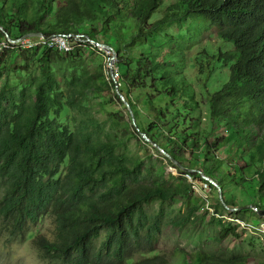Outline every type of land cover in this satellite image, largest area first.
I'll use <instances>...</instances> for the list:
<instances>
[{
	"label": "trees",
	"instance_id": "16d2710c",
	"mask_svg": "<svg viewBox=\"0 0 264 264\" xmlns=\"http://www.w3.org/2000/svg\"><path fill=\"white\" fill-rule=\"evenodd\" d=\"M161 9L162 19L151 22ZM188 19L195 31L217 30L223 45L192 57V32L182 38L166 32L164 45L148 46L165 27ZM35 34L82 35L113 48L120 79L86 68L78 47L69 53V75L59 68L64 54L57 49L27 48L44 64L41 76L18 94L9 89V78L0 90V222L5 229L17 236L53 215L55 238L34 240L52 263L250 264L244 257L203 251L157 254L161 219L147 206L189 191L150 182L143 160L119 153L123 141L98 137L97 120L71 127L68 117L84 112L89 93L101 98L119 86L135 117V137L155 145L180 171L211 179L229 207L255 205L257 210L243 213L259 214L264 210V0H0V41ZM195 68L197 85L190 75ZM122 104V117L132 121ZM225 148L234 150L227 159L218 156ZM228 236L226 231L221 240ZM137 256L142 259L134 261Z\"/></svg>",
	"mask_w": 264,
	"mask_h": 264
},
{
	"label": "rangeland",
	"instance_id": "374dc122",
	"mask_svg": "<svg viewBox=\"0 0 264 264\" xmlns=\"http://www.w3.org/2000/svg\"><path fill=\"white\" fill-rule=\"evenodd\" d=\"M163 15L164 10H159L153 15L151 22L162 19ZM195 29L196 24L193 25L191 19L186 20L181 26H167L162 34H156L148 39V46L164 45L167 40L164 37L166 32L176 38L189 36L188 33L192 32L190 36L192 41L188 48V55L192 57H196L207 48L214 50L223 45L217 37V30L195 31ZM38 38V36H33L28 37L27 40L37 42ZM72 46L73 49L78 47L83 50L84 58L81 63L86 68L91 71L104 70L108 77H112L110 69L113 64L107 54V49L93 50L87 45H76L75 43H72ZM27 48L30 47L17 46L14 50L3 52L5 54L0 53V61H2L0 63L2 71L0 90L9 78V89L18 94L32 84L34 77L41 76L40 70L44 64L35 58L34 52L30 51V54H27ZM148 50L147 47L143 52ZM135 54L139 55L140 52L137 51ZM72 59L69 53L64 54V60L60 63L59 68L67 75L70 73L68 66ZM19 69L24 71L20 74ZM198 72L197 68L190 71V75L197 80L196 85L199 80ZM114 77L119 80L120 72H115ZM57 79L61 82L62 89L66 90L62 72L58 71ZM111 93L101 98L89 93L82 103L86 109L83 113L73 111L68 117L69 124L74 127L83 120H97L101 124L98 137L104 141H123L119 153L143 160L145 167L151 172V175L147 176L150 182L173 183L189 191L188 194L176 197L172 201L163 204L155 202L147 206L149 214H158L161 219V232L158 235L156 253L169 255L176 249H183L191 253L209 252L223 258L244 257L250 260V264L264 263V216L250 212L243 213L244 210L252 208L229 207L224 201V192L214 188L216 183L210 182L203 174L193 175L180 171L163 155L157 153L151 143L146 144L141 137H135L133 122L128 115L125 118L122 117L125 112L122 101L114 96L116 91H111ZM203 127L206 129L211 127L209 109L206 104L203 105ZM229 154H234V150L225 148L218 156L227 159ZM254 171L252 169V172ZM145 173L147 174V170ZM230 189L233 190L232 187ZM2 194L3 184L0 181V197ZM187 218H190L189 221ZM56 228L57 222L53 215L45 217L37 224H29L25 231L17 236L11 235L0 222V264H62L45 260L34 244V240L39 235L53 240ZM226 231H229V236L221 240V236ZM140 259L142 257L137 256L134 261Z\"/></svg>",
	"mask_w": 264,
	"mask_h": 264
},
{
	"label": "built area",
	"instance_id": "2783aa9c",
	"mask_svg": "<svg viewBox=\"0 0 264 264\" xmlns=\"http://www.w3.org/2000/svg\"><path fill=\"white\" fill-rule=\"evenodd\" d=\"M75 38V41H82L83 43H90L93 49H105L101 48L99 44H95V42L86 40V38L82 35H59L54 36L52 38H45V37H39L37 42H29L27 39H20V40H13L11 38H7L6 40L0 41V53H3L7 50L12 49L15 46H27V47H33V46H42V47H49L54 48L60 51L63 54H68L73 51L72 46V39ZM110 57L111 63L113 64V67L110 69L113 73L118 72L116 69V62H117V55L113 48L108 49L107 53ZM112 78L115 79L114 75H112ZM120 79V78H119ZM116 80V79H115Z\"/></svg>",
	"mask_w": 264,
	"mask_h": 264
},
{
	"label": "water",
	"instance_id": "95a60500",
	"mask_svg": "<svg viewBox=\"0 0 264 264\" xmlns=\"http://www.w3.org/2000/svg\"><path fill=\"white\" fill-rule=\"evenodd\" d=\"M33 36H38V37H44L42 36L41 34H35V35H28L26 36L25 38L23 39H27L28 37H33ZM95 44H99V43H95ZM100 46H102L103 48L105 49H109L111 47L109 46H105V45H102V44H99ZM112 75H114L113 71H112ZM116 93L117 95L120 97V99L122 100V102L129 108L130 112H131V115H132V122H133V125L136 126V121H135V117H134V114H133V111L129 105V103L126 101L125 97L122 95V93L120 92L119 90V86L116 87ZM143 138L146 140V142H150V139L147 138L145 135H143ZM155 146V145H154ZM205 176V175H204ZM206 179H208L210 182H213L211 179H209L208 177H206ZM245 208H252V209H256L257 210V207L255 205H248L246 206ZM259 215L260 216H264V210H261L259 211Z\"/></svg>",
	"mask_w": 264,
	"mask_h": 264
}]
</instances>
